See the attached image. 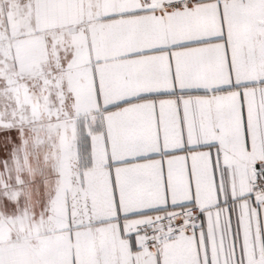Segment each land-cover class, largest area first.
<instances>
[{
    "label": "snow or ice",
    "instance_id": "6c2138e0",
    "mask_svg": "<svg viewBox=\"0 0 264 264\" xmlns=\"http://www.w3.org/2000/svg\"><path fill=\"white\" fill-rule=\"evenodd\" d=\"M0 264H264V0H0Z\"/></svg>",
    "mask_w": 264,
    "mask_h": 264
}]
</instances>
